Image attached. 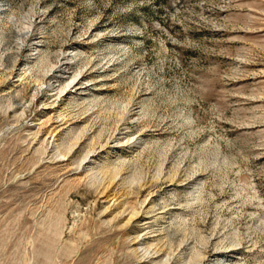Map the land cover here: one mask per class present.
I'll return each instance as SVG.
<instances>
[{
	"label": "rangeland",
	"instance_id": "rangeland-1",
	"mask_svg": "<svg viewBox=\"0 0 264 264\" xmlns=\"http://www.w3.org/2000/svg\"><path fill=\"white\" fill-rule=\"evenodd\" d=\"M68 47L102 78L77 102L45 77ZM126 123L107 173L167 213L139 250L92 162ZM197 259L264 264V0H0V264Z\"/></svg>",
	"mask_w": 264,
	"mask_h": 264
},
{
	"label": "bare ground",
	"instance_id": "bare-ground-1",
	"mask_svg": "<svg viewBox=\"0 0 264 264\" xmlns=\"http://www.w3.org/2000/svg\"><path fill=\"white\" fill-rule=\"evenodd\" d=\"M34 40L36 47L33 48L34 50L32 52V55L34 57H38L41 49L40 45L42 42L41 35L36 36ZM75 56H76V52L74 51V49L72 48L69 49L68 47V49H65L61 52L58 61L55 64H53L45 73V77L47 80V88L54 91L52 93L56 94L57 98L66 92L67 95L69 94L67 100L71 99L69 100L70 102H74V101L77 102L76 100H78L79 98L80 99L84 98L86 94L89 93L87 89L88 81H92L96 76L93 69L85 73H82V75L81 74L74 75V72L72 70V66H73L72 64L74 61L73 58ZM87 77H90V79L86 81L87 84H85V86L81 85V83H83V79ZM101 79L102 78H98L94 80L99 81ZM97 87L100 89L101 87L103 88L104 86H101L99 84ZM134 104L136 103H133V105L129 109L130 116L132 117H135L138 113L137 106H134ZM62 119H64V116ZM63 123L61 121V123H57L51 129L54 135L61 134V132L65 129L64 127L65 124ZM129 131L130 130L128 128L127 123L120 126L118 130L111 137L113 141L109 145V149L103 154L105 158H102L100 161L98 159H94L92 162L99 164L98 171L103 172L102 182L100 186L101 195L106 199L110 207H114L116 209V214L122 220H124L126 223H132L136 227L138 233L136 234L133 243L135 245V250H139L141 245L147 244L149 240H155L159 237L160 233L157 231L160 230L155 228L154 226L158 219L165 217L164 214L166 213V211L159 209L155 205V200L153 196H150L148 198L146 197L147 199L141 204V206L138 209L129 210L126 205L125 195L116 190V184L119 179L118 175L116 174L109 175L107 173V168L113 163V160L115 158L119 156L120 157L124 156L125 154L128 153V151H132V150L134 151V149L136 148L139 142L138 138L132 136ZM94 154L96 155L97 158L101 156V152L99 151H96ZM89 156H90V152H88L85 155L84 160L88 159ZM98 171L94 173L96 176L101 174V173L99 174ZM221 252L213 251L212 253L209 254L211 257L216 258L221 255ZM153 260L155 259L150 260V262L152 263ZM192 264H200V260L197 259V261L193 262Z\"/></svg>",
	"mask_w": 264,
	"mask_h": 264
}]
</instances>
